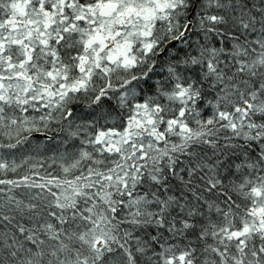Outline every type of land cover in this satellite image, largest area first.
I'll use <instances>...</instances> for the list:
<instances>
[{"label": "snow or ice", "instance_id": "1", "mask_svg": "<svg viewBox=\"0 0 264 264\" xmlns=\"http://www.w3.org/2000/svg\"><path fill=\"white\" fill-rule=\"evenodd\" d=\"M0 264H264V0H0Z\"/></svg>", "mask_w": 264, "mask_h": 264}]
</instances>
